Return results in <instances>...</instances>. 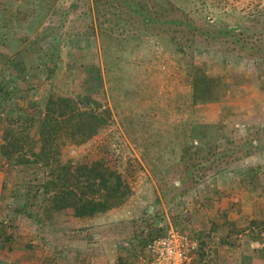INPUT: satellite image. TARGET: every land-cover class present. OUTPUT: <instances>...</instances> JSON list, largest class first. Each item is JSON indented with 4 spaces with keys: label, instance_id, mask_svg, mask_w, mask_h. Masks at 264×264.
Listing matches in <instances>:
<instances>
[{
    "label": "rangeland",
    "instance_id": "rangeland-1",
    "mask_svg": "<svg viewBox=\"0 0 264 264\" xmlns=\"http://www.w3.org/2000/svg\"><path fill=\"white\" fill-rule=\"evenodd\" d=\"M168 1L171 4L165 6L184 7L194 20H202L184 0ZM1 2L5 11L0 16V81L6 83L10 96L20 94L15 92L17 89L33 88L7 101L0 97V136L3 118L18 115L15 109L25 106L32 97L46 96L51 91L64 96L103 93L112 111V121L99 130L93 141L78 147L64 146L62 159L76 158L96 143L105 141L121 157V165L128 157H133L142 166L129 178L132 193L126 199L129 200L126 208L82 221L63 214L51 220L43 217L45 203L32 207L31 215L24 205L29 203L27 197L34 196L33 188L30 191L27 188L44 180L41 169L36 164L11 166L0 158L6 175V213L18 217L27 236L31 233L37 257L44 258V264H138V257L147 254L151 237L160 233L161 228L173 226L171 218L177 211L176 202L181 200L188 214L189 194L206 190L204 182L242 179L247 175L250 179L264 180V90L259 88L263 70L258 60L245 53L241 56L224 54L213 47L206 51L201 46L188 49L182 56L164 32V25L154 21L144 26V11L141 16V10L128 8L118 0ZM226 4L238 10L264 8V0H226ZM148 13L152 15L153 12L145 15ZM168 13L173 19L179 16L173 9ZM225 22L234 26L247 21L229 15ZM196 39L201 40V37L196 36ZM30 42L34 43L29 45ZM41 48L45 52L44 59L39 56ZM18 50L27 63L24 80L12 78L5 67L7 59ZM200 68H205L208 74L221 76L230 87L239 84L233 85V91L222 102L194 106L190 77ZM35 88L36 93L33 92ZM217 106L226 109L219 112ZM221 117L233 120L229 130L237 132L233 144L237 147L228 148L230 153L226 159L244 154L248 139L255 151L235 165L219 170L208 167L206 174L189 188L192 169L197 168L182 161L183 149L192 143L199 150V159L207 156L215 142L213 131L205 135L208 139L200 141L192 138V130ZM209 126L212 128L211 124ZM253 168L255 172L251 174ZM180 184L189 191L183 197L175 196L177 191L173 185ZM155 196H160L159 203H154ZM19 208L25 213L17 212ZM144 210L162 213L165 221L157 220V223L150 216L143 217ZM123 220L127 221L125 228ZM132 220L135 224H129ZM189 225L181 222L178 229L190 233ZM69 226L81 228L71 241L63 237L70 232ZM127 227L135 231V235H124Z\"/></svg>",
    "mask_w": 264,
    "mask_h": 264
},
{
    "label": "trees",
    "instance_id": "trees-1",
    "mask_svg": "<svg viewBox=\"0 0 264 264\" xmlns=\"http://www.w3.org/2000/svg\"><path fill=\"white\" fill-rule=\"evenodd\" d=\"M31 1L42 4V0ZM118 1L127 4L128 8L141 10V16L144 11L142 18L144 26L154 21L164 25V32L174 42L175 49L182 56L186 54L188 49L192 50L194 47L201 46L206 51L209 47H213L224 54L241 56L245 53L255 58L262 64L263 72L259 88L264 90V26L260 27L264 19L263 7L255 6L250 9L238 10L227 6L226 0H184L188 7H192V12L200 14L202 20L197 22L189 13L190 11L184 7L171 8L165 6L171 4V1L168 0ZM197 3L200 4L197 5ZM1 4L0 0V16L5 11L4 6ZM172 9L179 12L178 18L173 19L168 13ZM148 11L153 12L152 15L150 13L145 15ZM229 15L241 17L248 23L234 24V26L227 24L225 19ZM179 33L182 36H180L181 34L178 35ZM196 36H200L201 40L196 39ZM32 43L34 42H30L29 45ZM30 47L32 46H28V48ZM21 53L18 50L10 56L5 67L12 78L24 80L28 70L27 63L20 57ZM39 54L44 59L45 52L42 48L39 50ZM236 84L239 83L233 85ZM190 85L194 106L222 102L233 91L231 90L233 85L230 87V84L219 75L208 74L205 68H200L198 72L191 75ZM31 88L33 87L16 88L15 92H20V94L10 96L6 83L0 81V97L2 100L4 99L3 101H7L16 95H19V97L24 95L22 92ZM33 92H37L36 88ZM225 109L224 106L216 107L219 112ZM15 110L18 115L4 117L2 121L0 158H3L11 166L36 164L44 175L43 182L27 188V191H30L31 188L34 190V196L27 197L26 201L27 203L29 201V203L24 204L27 205V211H30L28 215H31L34 211L32 207H36V205L43 206V203H45L46 212L44 210L43 217L51 220L59 214L76 218H92L104 214L126 201L132 193L129 178L142 169L136 158L128 157L124 165H121V157L105 141L103 144L96 143L76 158L62 159L61 157V150L64 146L78 147L93 141L99 130L104 126L107 127L110 124L109 122L112 121V111L107 106L103 93L64 96L51 91L46 96L28 99L25 106ZM224 119V117H221L215 122L201 123L196 126V129L192 130V138L200 141L208 139L205 135H209V132L213 131L212 135L215 136V142L208 151V155L202 156V159H199V150L194 148L192 143L183 149L182 161L186 165H193L197 168L196 170L192 169L194 173L188 184L189 188L195 184L200 176L206 174L205 169L208 167L219 170L223 167L235 165L242 157L254 153L255 148L252 141L246 139L248 146L245 148L244 154L226 159V156H229L228 153H230L228 148L233 150L234 147H237V144L233 146L235 143L234 135L237 132L233 128V130H229V127L233 125L231 123L233 120ZM227 121H230V123ZM209 124L212 125V128ZM241 146L242 143L239 148ZM253 172H255V169ZM173 187L177 191L175 196L180 195L183 197L189 193L188 189L181 184L180 186L173 185ZM192 195L193 192L189 194V197ZM35 198L36 201H33ZM159 200L160 196H155L154 203ZM176 206L177 211L171 218L173 227L178 228L181 222L191 224L192 219L189 216L190 213L187 214L184 211V203L179 200L176 202ZM22 210L20 208L16 209L19 213H22ZM24 213L25 211L22 214ZM142 214L143 217H152V221L157 223H159V220L165 221L162 213H156L155 210L148 213L144 210ZM34 218H37V214H34ZM122 223L124 228L128 226L125 224L127 221L123 220ZM129 224H135L134 220L129 221ZM249 225L255 227L257 233L264 232V218L252 219ZM164 229L161 228V232ZM161 232H156L154 236L161 234ZM213 232H216V224L214 223H211L208 229L198 232L196 236L190 231L197 240L198 261L203 264H208L209 261L206 259H212V253L217 254L216 247L208 251L205 248L209 244V236ZM71 233L72 235H70ZM120 233H122V229L118 235ZM130 233L134 234L135 231L128 229L126 234H123L129 236ZM65 234L63 237H66L67 241H71L77 231L76 229L75 231L70 230L69 233ZM81 238L84 239V237Z\"/></svg>",
    "mask_w": 264,
    "mask_h": 264
},
{
    "label": "crops",
    "instance_id": "crops-1",
    "mask_svg": "<svg viewBox=\"0 0 264 264\" xmlns=\"http://www.w3.org/2000/svg\"><path fill=\"white\" fill-rule=\"evenodd\" d=\"M4 171L2 164L0 165V264H44V258L39 260L37 257L35 251L37 246L31 233L29 232L27 236L26 232L22 231L18 217L6 213ZM204 186L210 190H197L190 197L188 210L192 221L187 227L193 234L198 235V232L208 229L211 223L216 224V232L210 234L209 244L205 248L208 251L209 247L211 249L216 247L217 254L212 253L213 258L206 259L209 261L208 264H264V232L257 233L256 228L249 225L252 219L264 218V180L250 179L247 175L242 179H212L204 182ZM128 202L129 200H126L122 205L103 215L126 208ZM72 219L82 221L87 218L72 217ZM67 229L72 231L76 229L79 232L81 228L69 226ZM133 241L136 242L135 239ZM141 258L143 257H138V264H142ZM195 264H203L198 261L197 252Z\"/></svg>",
    "mask_w": 264,
    "mask_h": 264
},
{
    "label": "built area",
    "instance_id": "built-area-1",
    "mask_svg": "<svg viewBox=\"0 0 264 264\" xmlns=\"http://www.w3.org/2000/svg\"><path fill=\"white\" fill-rule=\"evenodd\" d=\"M196 250L197 240L192 234L169 225L148 241L141 263L195 264Z\"/></svg>",
    "mask_w": 264,
    "mask_h": 264
}]
</instances>
